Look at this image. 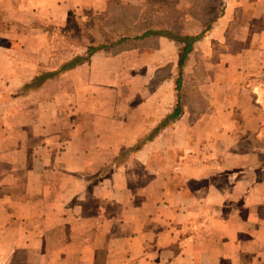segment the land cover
Segmentation results:
<instances>
[{"label": "crops", "instance_id": "crops-1", "mask_svg": "<svg viewBox=\"0 0 264 264\" xmlns=\"http://www.w3.org/2000/svg\"><path fill=\"white\" fill-rule=\"evenodd\" d=\"M142 1L0 0V264H264V157L248 128H194L209 116L186 111L161 127L177 98L152 70L160 46L59 71L71 18ZM220 99L234 124L238 96Z\"/></svg>", "mask_w": 264, "mask_h": 264}, {"label": "rangeland", "instance_id": "rangeland-1", "mask_svg": "<svg viewBox=\"0 0 264 264\" xmlns=\"http://www.w3.org/2000/svg\"><path fill=\"white\" fill-rule=\"evenodd\" d=\"M170 13V32L175 36L209 29L193 44L181 70L177 66L180 44L150 37L146 48L160 46L153 57L156 78L172 79L174 85V79L181 76V115L186 111L209 116L202 125L191 117L194 128H248L255 139L252 144L263 150L258 159L264 157V0H144L139 5L112 6L105 13L85 15L87 21L81 24L71 18L55 37L56 53L69 57V62L86 53L85 45L98 47L113 41L116 32L127 26L142 29L157 25ZM57 89L52 85L44 92L34 90L29 93L30 101L37 103ZM225 93L239 98L237 106L227 110L234 121L227 126L224 116L217 114ZM179 128H186V123ZM245 138L244 148H248L249 139Z\"/></svg>", "mask_w": 264, "mask_h": 264}, {"label": "trees", "instance_id": "trees-1", "mask_svg": "<svg viewBox=\"0 0 264 264\" xmlns=\"http://www.w3.org/2000/svg\"><path fill=\"white\" fill-rule=\"evenodd\" d=\"M175 13L174 11L172 12ZM166 20H162L159 24H149L148 26H143L142 29H132V27H125L121 32H116L117 35L115 39L110 42L101 44L98 47H92L89 45L86 46V53L84 55L75 56L69 62H66L62 65L59 71H65L71 69L85 61L88 57L93 55L100 49L110 48L113 51L119 50H128L133 48L145 47L150 37H165L171 40H174L180 44L179 48V60H178V69H182L185 65L186 59L189 54L193 51V44L209 29V26L205 27L201 32L190 35L184 34L180 36H175L170 32L169 20H171V13L168 14ZM84 47V46H83ZM57 73V72H56ZM56 73H45L37 77L31 84L26 85L22 88V91H28L33 88L40 87L41 81L47 77H53ZM174 90L177 98L176 106L173 111L161 121V127H165L169 123L178 119L181 115L182 108L180 105V93H181V76L178 75L174 79ZM158 129V128H156Z\"/></svg>", "mask_w": 264, "mask_h": 264}]
</instances>
